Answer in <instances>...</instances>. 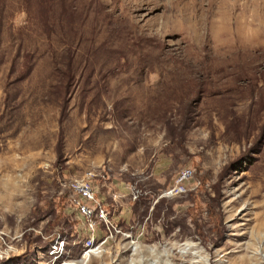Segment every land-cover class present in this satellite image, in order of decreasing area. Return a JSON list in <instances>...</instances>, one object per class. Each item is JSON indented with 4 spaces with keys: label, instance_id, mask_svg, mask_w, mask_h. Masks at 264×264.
I'll return each mask as SVG.
<instances>
[{
    "label": "rangeland",
    "instance_id": "rangeland-1",
    "mask_svg": "<svg viewBox=\"0 0 264 264\" xmlns=\"http://www.w3.org/2000/svg\"><path fill=\"white\" fill-rule=\"evenodd\" d=\"M50 1L0 0V264H264V0Z\"/></svg>",
    "mask_w": 264,
    "mask_h": 264
},
{
    "label": "built area",
    "instance_id": "built-area-1",
    "mask_svg": "<svg viewBox=\"0 0 264 264\" xmlns=\"http://www.w3.org/2000/svg\"><path fill=\"white\" fill-rule=\"evenodd\" d=\"M191 176L190 169H183L176 178L173 192L182 193ZM91 177L92 173H87L80 178L70 180L67 184V188L71 192L72 206L84 219L89 231H93L97 221H102L106 216L104 209L94 204Z\"/></svg>",
    "mask_w": 264,
    "mask_h": 264
},
{
    "label": "trees",
    "instance_id": "trees-1",
    "mask_svg": "<svg viewBox=\"0 0 264 264\" xmlns=\"http://www.w3.org/2000/svg\"><path fill=\"white\" fill-rule=\"evenodd\" d=\"M39 1V0H38ZM49 1V2H48ZM50 3L51 4V1L50 0H40L39 2V10H40V14L43 15V23H44V26L47 27V23H46V14H47V4ZM24 27V26H22ZM22 28L21 26L17 27V36L22 39L23 36H22ZM46 31H48V29L46 28ZM30 56L28 53L25 54V56ZM17 56H19V54H17Z\"/></svg>",
    "mask_w": 264,
    "mask_h": 264
}]
</instances>
